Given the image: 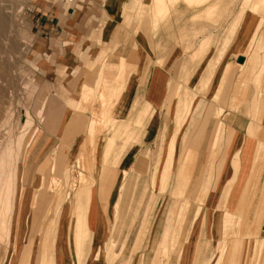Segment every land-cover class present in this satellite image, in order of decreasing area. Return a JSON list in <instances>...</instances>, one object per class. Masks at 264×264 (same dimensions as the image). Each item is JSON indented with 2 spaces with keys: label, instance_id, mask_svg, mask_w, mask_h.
<instances>
[{
  "label": "crops",
  "instance_id": "0c3cea01",
  "mask_svg": "<svg viewBox=\"0 0 264 264\" xmlns=\"http://www.w3.org/2000/svg\"><path fill=\"white\" fill-rule=\"evenodd\" d=\"M171 4L176 7L175 14H185L184 21L187 22L188 14L185 4L170 3L168 0H164L160 12L166 11ZM153 5L157 9V0H73L70 4H50L47 2L46 4H36V19L33 25L35 31L32 35V43L37 53L42 54L43 57L49 56L51 62L53 61V70L51 69L52 71L47 73V77L51 76L52 83L60 85V91L51 94L52 106L45 115L47 119L52 118L50 127L54 131H50L49 126L42 124L40 127L44 131V138L32 149L30 154L28 153L27 160L31 161L32 170L30 169L27 177L30 176L32 180L30 183H26L18 198L13 228V241L16 242L18 250H14L8 264H18V254L23 247L26 258L29 257L24 260L26 264H108L107 254L109 255V264H133V258L122 260L123 244L122 247H118L117 244L116 247L119 249L116 248L114 251L113 241H109L114 222L111 217V210L113 208V215L117 218L122 208L120 204L123 205L124 198L132 183V164L143 146L152 144L157 140L161 120L164 118L162 105L168 96V84L179 70L178 91L175 90L176 85L173 82L169 84L170 94L176 91L175 103L178 104L175 114L172 116L174 126L171 131L172 135L167 141V145L162 148L157 162L152 178L153 187L158 184L161 189L165 188L167 183L172 185L175 174L177 186L175 187L178 190L177 192H173V190L172 196L178 197L173 193L180 194V188L187 190L188 184L195 176L190 173L181 175L179 179L178 168L188 166L195 168L198 175L202 172V178L201 174L197 176L200 177L197 179L198 182L202 180L197 185L200 186L199 189L196 186L195 192H198L197 197L206 203L207 211L209 209L212 211V213L208 211L211 236L210 239L200 241L197 247L201 244L211 243L215 216L222 213L221 204L226 199L253 198V190L256 189L255 199L261 200L260 209L263 206L264 168L258 183L254 187L250 184L253 155L250 157L248 155L253 147V140L246 150L249 154H245L243 160H241L238 150L234 154L233 160L227 159L224 163L225 154L227 155L225 153L222 161L219 162L217 178L213 176L216 151L220 150L222 139L227 138L230 142L235 137L229 135L228 129L226 133L227 127L223 120L218 122L209 140V147L206 151L207 160L203 157V160L198 162L200 156L205 155L202 151L206 141V136L204 137L205 122L204 128L185 148L184 159L176 166L174 173L170 176L177 135L191 115L194 101H197L200 96L205 97L208 91L207 94H211V98H213L219 88L215 102H222L225 96H227L228 103L233 102L234 94L230 88L231 84H229L233 71H235L232 65L245 63V68L251 67L252 63L248 62L249 59L245 55L252 38V30L247 32L250 19L244 22L238 34L236 33V23H240V21L238 20L234 24L230 37L237 34L236 37L230 43L221 63L220 57H218L211 65L209 63L211 59L209 61L208 59L217 50V44L212 46L210 53L202 62L201 59L204 56L196 58L195 54L197 56L204 54V48L210 44L212 36L205 35L203 38L205 40H199L195 46L194 55L185 60L186 44L171 38L172 33L175 34V38H181L183 20L179 22L180 28L173 27L174 31L162 29L157 35H154L155 32L151 26V23L154 22L151 15ZM227 8L230 14L232 8L230 5ZM200 15L201 12L197 11L196 16L200 18ZM227 19L230 22L231 15ZM170 21L176 22L177 20L171 19ZM165 22L167 21L165 20ZM206 22L208 21L200 23V28L197 26L195 30L199 28L198 31H202L203 34H217ZM260 34H264V31H261ZM262 37L264 39V35ZM215 38L219 39V35H215ZM159 45L162 47L161 50H158ZM160 55H162V61L159 60ZM240 56L245 58L244 63L237 62V58ZM51 62H48L50 66ZM257 67L256 65L258 71L259 68L257 69ZM234 75L237 78V74L234 73ZM258 77L261 78L260 75H257L256 80ZM101 80H105L106 84L101 83ZM100 83L101 86L98 85ZM115 87H117V96L115 95ZM228 88L229 91L227 92ZM94 92L101 96L105 93L108 99L112 98L114 101L112 107L104 115L103 131L95 141L94 153L90 163L91 173L86 175V181L83 184L80 183L79 179L77 180V186L81 185V189L76 187L73 189L75 191L73 193L69 191L65 196H61L58 194L59 191L46 189L36 192L33 197L37 188L35 184L38 181L42 183L44 177H41L44 170L49 167V158L53 151H55L53 153L55 154V175L58 181L62 183L72 182V177L62 174L66 171L67 163L73 157L78 158L76 153L79 147L81 149V145L87 137L90 123L95 117L94 114L99 115L102 111V103L98 112L92 110ZM143 94L145 101L151 103L154 109L151 118L145 119L147 113L145 110L139 109L134 118L127 120L131 109L129 103L139 102ZM170 101L165 106L166 112L171 108L172 102ZM199 101L193 108L194 115L191 117L188 129L195 126L203 111L204 101L203 99H199ZM221 109H225V107L219 105L214 110V114L218 112L219 115H222L224 111V114L227 115L233 112L229 108L223 111ZM255 109L254 106L253 111ZM171 110L173 109L171 108ZM250 113L253 117L254 112L251 110ZM234 117L241 118L243 115L234 114ZM87 118L90 119L87 121ZM145 126L142 134V128ZM220 126L221 128H219ZM229 128H231L230 125ZM242 129L239 127L237 130L240 133ZM166 132L168 133V128L165 130L164 140L167 136ZM247 133L251 137V125L247 129ZM195 139L198 141L193 152L191 146ZM49 140L55 141L53 147L47 149L38 158ZM71 142H75L72 153L66 154V145H70ZM215 146L216 148H214ZM211 150L212 152H210ZM33 154L34 157L31 158ZM114 162L119 163V165H115V168L113 167ZM137 162L139 163L136 168L141 167L143 169L145 161L139 157ZM30 172L33 174L30 175ZM131 174L132 177H129L130 181H128V175L131 176ZM222 175L225 178L224 184H222ZM215 184L216 188L213 189ZM212 191L213 193H211ZM208 194L210 195V202L206 200ZM32 198L37 200V206L34 208H32ZM44 207L48 208L47 211H43ZM83 210L87 212L84 213ZM56 214L59 216L57 217ZM149 215L152 216V214H146V217ZM33 219L36 222L34 227ZM225 222L226 220L222 215L220 223L222 238L234 239L227 235ZM37 223L42 226L40 235H37V228H35L38 227ZM261 224L260 230L261 233H264V213ZM169 234L170 237L171 230H169ZM256 240L261 242L264 238L257 237ZM219 242L221 243L220 239ZM118 260L119 263H116Z\"/></svg>",
  "mask_w": 264,
  "mask_h": 264
},
{
  "label": "rangeland",
  "instance_id": "374dc122",
  "mask_svg": "<svg viewBox=\"0 0 264 264\" xmlns=\"http://www.w3.org/2000/svg\"><path fill=\"white\" fill-rule=\"evenodd\" d=\"M168 1L170 3L175 2L177 4H184L185 2L186 10H188L187 12L188 21L187 22L184 21V18L186 17L185 14L182 13L175 14L176 7L172 4L168 6L166 11H161V12L157 10L153 5L151 8L152 10L151 15L154 22L151 23V26L153 31L155 32L154 35H157L162 29H166V30L170 29L174 31L173 27L180 28L179 22L180 20H183L181 26L183 29V35L182 36L180 35L181 38L178 37L175 38V34L172 33L171 38H173V40L175 39L177 42L182 41L184 45L186 44L185 56H184L185 60L189 56L194 55L195 46L198 44L199 40H202L205 37V35H209V37L212 36L211 38L212 41H210V44L204 48L203 51L204 54H201L200 56L199 55L197 56L195 54V57L197 58L204 56L201 59L202 62L205 59L206 55L210 53L212 46L214 44H217L218 45L217 50L208 59V61L211 59L209 63L213 65L214 61L218 57H220V63H221L223 56L226 53L230 43L236 37L238 31L240 30L244 22H247V20L249 19L250 22L248 23L247 32L252 30V38L250 40L249 45L247 46V50L245 51V55L247 56V59H249L248 62L252 63L251 67L245 68L244 67L245 63L241 65L235 63L232 65L235 71H233L232 78L230 79L229 84H231L230 88L232 89L234 94L232 97L233 102L228 103L227 96H225L222 102L220 101L219 103H216L215 97L216 94L219 92V88L216 94L213 96V98H211V94H207L209 92L208 91L205 97L202 98L200 96L198 97L197 101H194V103L192 104L191 115L188 117L187 121L183 124L177 135L174 161H173V166L171 168L172 170L170 176L174 173L176 166L180 164L181 161L184 159V156L186 154L185 148H187L188 144L193 141V138L197 136L199 131L204 128L205 122H206V130L204 137L206 136V141L204 142V145L202 147L203 154L205 155L202 157L200 156L198 162H201L203 160V157L204 159L207 160L206 151H207V147H209L208 145L209 140L212 137L213 130L217 126L218 122L220 120H223L224 123L226 124L227 127L226 129L229 130L228 132V130L225 129L226 133L228 132L229 135H233L235 137L230 142L228 141L227 138L222 139L220 150L216 151L217 152L215 158L216 165L213 166L214 169L213 176L217 178L218 176L217 172L220 164L219 162L222 161L225 153H227V155L225 154L226 157L224 163L227 161V159L231 160L234 154H236L238 150L241 160H243L245 154L246 155L247 153L249 154V152H247L246 150L250 142H252V140L254 141L252 142L253 147L250 151V154L248 155L249 157L254 154L253 151H255L256 153V150L260 145V141L258 139L261 138L262 140L261 148L255 163L254 170L251 173V177H250V184L251 186L254 187L258 183L259 177L264 168V39L262 37L264 34H260L261 31L262 32L264 31V0H223V1L211 0L207 2H205L204 0H199V2L198 0H168ZM200 1L202 3H200ZM46 2L52 4L50 0H0V68L4 66L6 73L5 82L3 83L5 86L3 101L6 102L7 106H10V109H12L11 111L13 113L15 111L13 120L10 124L11 128H13V133L15 136H17L20 133L21 131L20 127H22V125L27 120L26 118L28 117L27 114L28 112L29 114L31 113L34 122L39 126L40 132L38 133V135L36 134V136L34 137L32 145L29 149L30 151L28 152L29 154L33 151L32 149H34V147L37 146L39 142H41L44 138V131L40 126L42 124H45L49 126V129H52L50 127L52 118L47 119L44 118L45 116L43 118H40L38 116V110L40 109L42 102L48 99L49 97L48 110L46 112L48 113L50 107L52 106L51 94L53 92L60 91V85L53 84L51 80V76L47 77V73H50L53 70V65H52L53 61L51 62V58L49 56H44L45 57L44 58L42 54L37 53L35 46H33L32 43L33 42L32 35L34 34L35 31L33 25L36 19L35 18V12L37 8L36 4L37 3L46 4ZM59 4H64V3H59ZM228 5H230V7L232 8V12L230 11V14L227 8ZM193 9L195 11H193ZM197 11L201 12L200 18L196 16ZM230 15H231V20L229 22L227 18H229ZM171 19H176L177 21L171 22L170 21ZM165 20L167 22H165ZM238 20L240 21V23L237 22ZM205 21H208L206 23H208V25H211L210 28L212 27L213 31H216L217 34H203L202 31H198L201 26L200 23ZM235 23H236L237 34H235V36L233 37H230L231 35L230 32ZM197 26L199 28L198 30H195V27ZM215 35H219V39H216ZM160 48L162 47L159 45L158 50H161ZM259 52H262V54H259ZM159 60L162 61V55H160ZM48 62H51V66L49 65ZM256 65L258 66L257 69L259 68L258 71L256 70ZM49 66L50 68L48 69ZM217 69L214 71L215 74L217 72ZM234 73L237 74V78H235L236 75H234ZM179 75H180V70L176 75L172 77L170 81L176 85L175 88L176 91H178L177 89L180 84ZM257 75H260L261 78L258 77L256 80ZM233 80L235 81L234 84H233ZM255 80L257 81V86L255 84ZM101 83L105 85L106 81L101 80ZM101 83L98 85L101 86L102 85ZM25 84L29 85L27 90L24 89ZM169 84H168V89H169L168 96L162 105L164 118L161 120V128L157 140L152 144H147L143 146L136 160L132 164V168H133V171H131V173L133 174L132 183L129 186V191L124 198L122 208L117 218H115L113 215V208L111 210L112 211L111 217L113 218L112 220L114 222L111 227L109 241L114 242V243L112 242L114 244L113 246L114 251L119 246L122 247L123 244L124 247L122 253L123 255L122 260L133 258V264H157L159 262L161 264H185V261L179 263V261L177 260V251L183 248L185 254V250L187 246V243L184 244L186 242L185 235L186 233L189 232V229H191L190 236L194 235L193 237L194 240L192 241V245L194 244L192 246L194 252H193V259H191V263L189 264H214V261H217L219 264H264V240H262L261 242L256 240L257 237L264 238V233L263 232L261 233L260 230L262 225L261 221L264 213V208H263L264 204L260 209L261 200L255 199V195L257 194L255 193L256 189L253 190V198L226 199L225 201H223V204H221V208H220L222 213H219L218 215L215 216L213 239L211 243L201 244L199 247H197V245L199 244L200 241L210 239L211 223L208 221V211L211 213L212 211L210 209L207 211V207L205 203L202 202L203 200H198L196 192L194 191V194H192L193 196L189 199L190 208L187 214V223L185 225V229L182 235L184 238L182 237L180 240V243L182 244L181 245L179 244L180 247H178L177 244L178 247L177 251L175 249L171 250L169 252V256L166 255L163 256L162 248H161V238L165 227V222H166V217L168 215L169 207L172 206L174 207V204L175 205L178 204V201H182L183 199H186L187 192H189V189L185 190V188H180L179 196L178 197L172 196L173 190L177 192L175 174L173 176L172 185L170 183H167L165 188L160 189L158 184L156 185V187H153L152 184V178L156 169L157 162L160 158L162 148L165 145H167L168 143L167 141L172 135L171 131L174 126L172 116L175 114V111L178 107L177 106L178 104L175 103L176 96H174L176 94V91L170 94ZM245 89L248 90L244 91ZM226 91L228 92L229 88ZM243 93L245 95H243ZM93 98L94 100H93L92 110H94L95 112H98L100 110L101 103L103 109L104 102H107L108 99L105 93H103L101 96L98 95L97 92L93 93ZM199 99L200 100L203 99L204 101L203 111L195 126L192 127L191 129H188L189 123L191 121V117L192 115H194L193 108L195 105H197L200 102ZM169 101L172 102L170 106L173 110H171L170 108V110L166 112L165 106L167 103H169ZM109 103L111 104L110 106H112L113 102H109ZM129 105H131V109H130V114L127 116V120L134 118V115H136V111L139 109H141L142 111L145 110V112L147 113L145 119L149 120L151 118L154 109L151 103L145 101L144 94L141 96L139 102L133 104L130 102ZM219 105H223L225 109L229 108L230 110H233V112L225 115L223 111L222 115H220L219 118L216 117L214 118L215 116L214 110L217 109ZM254 106L256 108L255 111H253ZM251 110L252 112H254L253 117L250 113ZM170 111L172 112V115ZM234 111L237 112L235 113ZM234 114H241L243 115V117L241 118L234 117ZM4 115L5 113H3L2 116H0V121ZM88 119L90 118H87L86 120L88 121ZM229 125L231 128H229ZM250 125L252 129L251 137L247 133V129ZM239 127L243 128L242 131H240V133L237 130L239 129ZM145 128L146 126L142 128V134ZM167 128H168V133L166 132L167 136L164 140V134ZM62 138L63 135L61 136L60 144L62 142ZM197 141L198 139H195L193 145L191 146L193 152L195 150ZM54 142L55 141L49 140L44 150L41 151V154L38 156V158H40V156H42L47 149L53 147ZM74 143L75 142H71L70 145L68 144L66 145V149H65L66 154L72 153L71 151L73 150ZM193 152L191 154H193ZM53 153L54 151L50 154V158L52 159L55 156ZM76 155H78L77 156L78 158L73 157L67 163L68 166L66 167V171L62 174L72 177L71 183L69 182L62 183L57 181L58 184H56L57 182H54L53 180V174L51 173L52 174L51 176L50 172H48L49 169L46 168V170H44L42 175L45 177L43 179L44 183L42 182L43 184L42 183L39 184L38 181V183L35 184L37 188L33 193V197L35 196L36 192H38V189L39 191L46 189L55 190V192L60 191L61 196L62 195L65 196L66 193L69 191L73 193L74 190L72 189L73 188L75 189V187H77L78 179L80 180V183L83 184V182H85L86 180H84L83 182L81 181L80 172L82 171L85 172V177L87 173L90 174L91 172L89 170L84 169V167L86 166L85 156H84V152L80 149V147ZM139 157L145 161V166L143 169L141 167L136 168L138 164L137 159ZM115 165L117 166L119 165V163L116 164L114 162V166H113L114 168ZM184 170L185 171L192 170L194 171V174H196L195 168L186 166L184 167ZM32 174L33 172H30V175ZM19 179L20 178H18L17 179L18 181H16V184L18 185L15 184V192H14L15 198L13 197L15 200L13 208H15V210L14 209L12 210L13 218H11L12 221L8 220L7 224L9 223L10 224L7 225V227H5L6 230L4 229L2 231V238L0 239V264H5L6 261L8 264L10 256L12 257V253L14 252V250L15 249L18 250V247H16L17 245L16 242L13 241L14 239L13 228L15 225V216L17 212L16 206L18 202V196H20V194L24 190L22 189V187L20 188L21 184L25 188L26 183H30V180H32L30 176H28L26 178V181L24 182ZM50 182L53 183L52 186ZM224 183H225V178L223 177L222 184ZM214 188H216V184L214 185L213 189ZM206 200L207 201L210 200L209 194L207 195ZM63 203L64 201L60 204L59 211L61 210V206ZM178 205L179 207L183 206L182 204L180 205V203ZM200 205L204 206L202 216L198 220L199 222L198 226L196 225L197 227L196 226L192 227V220L195 216L196 209ZM35 206H37V200L35 198H32V208ZM47 209L48 208L44 207L43 211H47ZM147 209H149L148 213H147ZM83 212L86 213L87 211L83 210ZM146 214H152V216L150 217L149 215L146 217ZM221 214L226 220L225 228L227 235L230 238H234V239H228L230 246L228 245V251L222 254L220 253L219 250L221 248L220 246H222L221 244L223 239L220 234V223L222 219ZM56 215L57 217L59 216L58 214ZM145 217L146 220L144 221ZM172 217L173 219L177 220V223L176 224L172 223V226L174 227L175 225V227L179 229L180 226L178 222L179 219L178 212H176V214L173 215ZM240 221L243 222L241 223ZM35 223L36 222L34 221L33 227L35 226ZM11 224L13 226H11ZM245 224H247L248 226H246ZM35 228H37V235L38 234L40 235L42 226L38 224V227ZM7 231L8 233L9 232L10 233L8 234ZM175 239L176 238L174 236V238L171 239L169 245L171 243H172L171 245H173L175 243ZM219 239L221 240V243L219 242ZM117 244L118 247H116ZM24 250L25 248L23 247L18 255V264H26L24 262L26 258ZM225 253L226 255H224ZM224 258L226 259L224 260ZM161 260H164L163 263ZM107 263L108 264L110 263L108 254H107ZM116 263H119V260L116 261Z\"/></svg>",
  "mask_w": 264,
  "mask_h": 264
},
{
  "label": "bare ground",
  "instance_id": "6f19581e",
  "mask_svg": "<svg viewBox=\"0 0 264 264\" xmlns=\"http://www.w3.org/2000/svg\"><path fill=\"white\" fill-rule=\"evenodd\" d=\"M205 2L207 1H211V0H204ZM223 1V0H222ZM164 0H157V10L160 11L161 9V5L163 4ZM194 2V1H193ZM199 2V0H198ZM197 2V3H198ZM196 3V4H197ZM200 3H202L200 1ZM199 3V4H200ZM220 3V2H219ZM185 4V2H184ZM259 4V3H258ZM193 5V4H192ZM195 6V5H194ZM201 6V5H200ZM214 6V5H213ZM199 7V6H198ZM195 8V7H194ZM197 8V7H196ZM190 9V8H189ZM197 10V9H196ZM193 11H195L193 9ZM206 11V10H205ZM188 12V10H187ZM190 12V11H189ZM211 23V22H210ZM25 40V39H24ZM23 40V41H24ZM8 50V49H7ZM7 53V52H6ZM8 54V53H7ZM194 73V72H193ZM5 67H1L0 68V116L3 115V113H5V115L3 116V118L1 119L0 121V239L2 238V231L7 227V222L8 220H11V218H13V213H12V210L15 208L14 207V192H15V184H16V181H18L17 179L20 178L19 180L21 181H26V178H27V175L31 169V161H28L27 158H28V152H29V149L32 145V142H33V139L34 137L36 136V134L38 135V133L40 132V129H39V126L34 122V119L31 115V113L29 114V112L27 113L28 114V117L26 118L27 120L25 121V123L22 125L21 128V131L20 133L15 136L14 133H13V128H11V122L13 120V116H14V113L11 111L12 109H10V106H7L6 105V102L3 101V95L5 93V86H4V82H5ZM260 80V79H259ZM243 85V84H242ZM28 84H25L24 86V89L27 90L28 89ZM31 87V86H30ZM29 87V88H30ZM246 87V86H245ZM247 88V87H246ZM21 90V89H20ZM115 90H116V96H117V87H115ZM248 90V89H247ZM246 89L244 91H247ZM244 93H247V92H244ZM243 93V95H245ZM18 99V98H17ZM117 99V98H116ZM19 100V99H18ZM48 101H49V97L48 99L44 100L42 102V105L40 107V109L38 110V116L40 118H43L48 110ZM113 102L114 100H112V98H109L107 99V102H104V108L102 109V111H100L101 113L98 115H95V117H93L91 123H90V126H89V130H88V133H87V137L85 139V141L83 142V144L81 145V150L84 152V156H85V167L84 169L86 170H89L91 171L92 168L90 167V163H91V158L93 156V153H94V147H95V141L97 139V137L99 136V134L103 131V122H104V115H106V112L107 110L112 107L110 106L111 104L109 102ZM116 102V101H115ZM10 104V103H9ZM225 109H221V111H223ZM28 111V110H27ZM17 112V111H16ZM110 112V111H109ZM214 116V115H213ZM215 116L216 117H219V113H215ZM45 118V117H44ZM257 119V118H256ZM255 119V120H256ZM180 120H181V117H180ZM21 122V120H20ZM19 122V123H20ZM43 122V121H42ZM256 122V121H255ZM111 123V122H110ZM17 124V123H16ZM256 124V123H255ZM258 124V123H257ZM223 125V124H222ZM20 126V125H19ZM19 126H18V129H19ZM221 128V126L219 127ZM225 128V127H224ZM221 130V129H220ZM227 130V129H226ZM252 130V129H251ZM50 131H54L52 129H50ZM220 134V133H219ZM221 135V134H220ZM217 138H219L217 136ZM211 139V138H210ZM260 141V145L259 147L257 148L256 150V153L255 151L254 154H253V157H252V163H253V166H252V172L254 170V167H255V163H256V160H257V157H258V154H259V151H260V148H261V144H262V140L261 138L258 139ZM217 141V140H216ZM209 144V143H208ZM215 144H217V142H215ZM213 145V144H212ZM216 148V146L214 147ZM256 149V148H255ZM254 149V150H255ZM214 150V149H213ZM55 152V151H54ZM212 152V150L210 151ZM82 153V152H81ZM175 153V152H173ZM55 155V154H54ZM210 155V154H209ZM214 155V154H213ZM34 157V154L31 156V158ZM172 159V158H171ZM32 160V159H31ZM233 160V159H232ZM140 161V160H139ZM143 161V159H142ZM139 163V162H138ZM84 164V163H83ZM183 164V163H182ZM21 165V166H20ZM20 166V168H19ZM79 166V165H78ZM49 170L48 172H50V174L52 173L53 174V180L54 182H57L58 181V178L57 176L55 175V156L54 158H50V164H49V167H47ZM32 170V169H31ZM41 170V169H40ZM46 170V169H45ZM85 170V171H86ZM251 172V173H252ZM87 173V172H86ZM178 176H179V179H180V176L181 175H188V174H193L195 175L194 178H192L191 182L188 184V188L186 189H189V192H187V195H186V199H183L182 201H178V204L180 203V205L182 204L183 206L182 207H179L178 204H174V207L172 206L170 208V211H169V214L166 218V223H165V227H164V230H163V235H162V240H161V248H162V253H163V256H169V252L171 250H176L177 251V248L180 247L179 244L181 245L182 243H180V240L181 238L183 237V232H184V229H185V225L187 223V214L189 212V208H190V201L189 199L191 198L192 194H194V191L197 190L196 186L198 185V183L202 180H200L199 182L197 181L198 178L200 177H197V176H200V174L202 172L199 173H196L194 174V171H185L184 170V167L182 168H179L178 169ZM51 174V176H52ZM88 175V173H87ZM44 176H42L43 178ZM129 177L131 178L132 176H129L128 175V181L129 180ZM226 177V176H225ZM45 178V177H44ZM201 178H202V174H201ZM41 179V178H40ZM80 179L81 181L83 182L84 180H86V177H85V172H80ZM88 179V178H87ZM76 180V179H75ZM127 180V179H126ZM51 181V180H50ZM41 182V181H40ZM43 182V180H42ZM60 182V181H58ZM58 182L56 184H58ZM74 182V181H73ZM88 182V181H87ZM18 183V182H17ZM20 183V182H19ZM44 183V182H43ZM42 183V184H43ZM51 183V182H50ZM84 183V182H83ZM124 183V182H123ZM21 184V183H20ZM40 184V183H39ZM53 183H51V186H52ZM54 184V185H56ZM73 184V183H72ZM87 184V183H86ZM92 184V183H91ZM18 185V184H16ZM179 185V184H178ZM41 186V185H40ZM43 186V185H42ZM58 186V185H57ZM56 186V187H57ZM81 186V185H80ZM79 186V187H80ZM87 186V185H86ZM17 187V186H16ZM22 187V189H24L23 185L21 184L20 188ZM77 186V188H79ZM198 189L200 186H197ZM49 188H52V187H49ZM76 188V187H75ZM83 188V187H82ZM122 188V187H121ZM21 189V191H22ZM74 189V188H73ZM72 189V190H73ZM81 189V187H80ZM123 189V188H122ZM125 189V188H124ZM178 190V189H177ZM247 190V189H246ZM20 191V192H21ZM77 191V190H76ZM17 192V191H16ZM19 192V193H20ZM23 192V191H22ZM38 192H39V189H38ZM75 192V191H74ZM175 192V191H173ZM198 192H196L197 194ZM213 193V191L211 192ZM60 194V191L59 193ZM175 194L176 196H179V193H173ZM21 195V194H20ZM38 195V194H37ZM70 195V194H69ZM17 196V195H16ZM210 196V195H209ZM14 197V198H13ZM122 197V196H121ZM213 197V196H212ZM19 198V196H18ZM21 198V197H20ZM198 200H201L200 198H198ZM34 202V201H33ZM210 202V200H209ZM16 203V202H15ZM35 204V203H33ZM206 204V203H205ZM209 204V203H208ZM173 205V204H172ZM178 206V207H177ZM211 206V205H210ZM120 207L121 204H120ZM209 207V206H208ZM34 208V207H33ZM223 208H224V205H223ZM230 208V207H229ZM203 211V206L200 205L198 206V208L196 209V213H195V218L193 220L192 223V227H195L196 225L198 226V218L199 216L201 215ZM14 212V211H13ZM176 212H178V222H179V229H177V227H174L172 226V223H177V220L173 219V215L176 214ZM42 214V213H41ZM50 214V212H49ZM37 215V214H36ZM49 216V215H47ZM12 221V220H11ZM241 222V221H240ZM238 222V223H240ZM243 222V221H242ZM241 222V223H242ZM245 222V221H244ZM197 223V224H196ZM13 224V223H12ZM11 224V226H13ZM178 225V224H177ZM176 225V226H177ZM240 225V224H239ZM246 226H248L247 224H245ZM172 226V227H171ZM196 226V227H197ZM242 226V224H241ZM244 226V225H243ZM9 229V227H8ZM195 229V228H194ZM169 230H171V236L169 237ZM188 230V229H187ZM238 230V229H237ZM11 231V230H9ZM6 232V231H5ZM8 233V231H7ZM6 233V234H7ZM10 233V232H9ZM8 233V234H9ZM193 233V232H192ZM191 234V229H189V232L186 233V242L184 244L187 243V246H186V250H185V254L183 255L184 253V249H179V251H177V260L179 261V263H181L182 261L184 262L185 261V264H189L191 263V259H193V252H194V249L192 248V241L194 240L193 237L194 235L190 236ZM194 234V233H193ZM9 236V235H8ZM175 236V243L173 245H169V243L171 242V239H173ZM169 237V238H168ZM168 238V239H167ZM184 238V237H183ZM233 242V241H231ZM114 243V242H113ZM177 244H178V247H177ZM232 244V243H231ZM222 246H220L221 248L219 249L220 250V253H224V252H227L228 251V245H229V241H228V238H223L222 239ZM184 246V245H183ZM230 246V245H229ZM170 247V248H168ZM230 248V247H229ZM165 249V250H164ZM168 249V250H167ZM22 250V249H21ZM21 252V251H20ZM190 253V254H189ZM219 254V255H221ZM19 255V254H18ZM226 255V253L224 254ZM172 256V255H171ZM224 257V256H223ZM29 258V257H27ZM26 258V260H27ZM221 259V258H220ZM226 258H224L225 260ZM233 259V258H232ZM168 260V259H167ZM216 260V259H215ZM160 261V260H159ZM162 263L164 260H161ZM227 261V260H226ZM225 261V262H226ZM229 261V260H228ZM27 262V261H26ZM158 264H161L160 262ZM214 264H219L217 261H214Z\"/></svg>",
  "mask_w": 264,
  "mask_h": 264
},
{
  "label": "built area",
  "instance_id": "2783aa9c",
  "mask_svg": "<svg viewBox=\"0 0 264 264\" xmlns=\"http://www.w3.org/2000/svg\"><path fill=\"white\" fill-rule=\"evenodd\" d=\"M53 4L57 3H64V4H70L73 0H50Z\"/></svg>",
  "mask_w": 264,
  "mask_h": 264
},
{
  "label": "water",
  "instance_id": "95a60500",
  "mask_svg": "<svg viewBox=\"0 0 264 264\" xmlns=\"http://www.w3.org/2000/svg\"><path fill=\"white\" fill-rule=\"evenodd\" d=\"M244 61H245V58L243 56H240L237 58V62L239 63H244Z\"/></svg>",
  "mask_w": 264,
  "mask_h": 264
}]
</instances>
